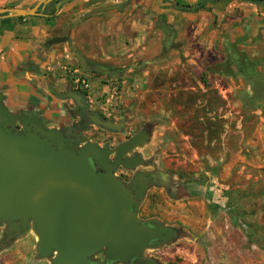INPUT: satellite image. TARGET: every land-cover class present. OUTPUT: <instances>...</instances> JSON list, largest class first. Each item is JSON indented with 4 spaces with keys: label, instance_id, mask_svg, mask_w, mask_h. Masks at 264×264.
<instances>
[{
    "label": "crops",
    "instance_id": "0c3cea01",
    "mask_svg": "<svg viewBox=\"0 0 264 264\" xmlns=\"http://www.w3.org/2000/svg\"><path fill=\"white\" fill-rule=\"evenodd\" d=\"M39 1L0 0V8L30 9ZM57 37L64 41L49 44ZM169 59L187 74L193 72L192 83L183 89L185 93L168 94L166 101L179 106L155 110L166 117L172 112L171 119H209L201 132L218 134L219 144L230 129L224 124L217 131L210 120L218 114L241 122L243 116V98L231 90L223 93L227 90L222 86L233 80L235 88H241V66L247 61L264 74V0H51L34 14L0 17V101L10 112L31 114L49 127L71 124L84 101L91 123L113 129L94 119L118 124L106 107L108 97L121 100L119 84L144 79L147 72L139 78L133 73L147 65L165 69L162 61ZM205 69L219 76L197 77ZM78 76L87 81V89L79 88ZM213 89H219L217 101L207 94ZM195 90L203 93L195 95ZM129 91L126 95L133 96ZM201 107L204 110L199 111ZM159 128L164 127L155 126V134ZM169 128L167 132H176L180 140L194 130L180 123ZM150 131L136 132L148 136L139 146L142 161L153 154ZM174 143L179 144L167 143L164 149ZM210 145L214 146L213 140ZM163 153L152 164L156 173L147 176L144 198L152 188L183 198L191 189L183 183L195 177H182L178 167L164 165L165 158L177 160L183 153Z\"/></svg>",
    "mask_w": 264,
    "mask_h": 264
},
{
    "label": "rangeland",
    "instance_id": "374dc122",
    "mask_svg": "<svg viewBox=\"0 0 264 264\" xmlns=\"http://www.w3.org/2000/svg\"><path fill=\"white\" fill-rule=\"evenodd\" d=\"M162 62L165 69L147 65L135 71L136 78L142 77L143 72L147 74L134 83L119 84L121 100L108 97L106 106L111 119L122 124L113 132L114 137L147 128L155 142L150 156L153 162L165 151L168 155L180 151L184 155L177 160L165 158L164 165L178 167L182 177H195L183 183L191 187L183 198H173L152 188L140 202L138 215L141 218L159 219L176 230L172 240L148 248L144 254L150 255L153 264H264V74L257 68L247 70L242 74L241 88H235L233 80L222 86L221 89L227 90L223 93L231 90L232 95L243 98V116L241 122L230 117L218 118V114L210 120L217 131L224 124L230 129L231 134L227 133L218 144V134L201 132L209 119H171L172 112L166 117L163 112L156 111L161 107L179 106L166 98L171 92L181 93L186 89L194 75L192 71L187 74L177 68L170 59ZM207 72L205 69L202 75L200 71L197 77L207 75L206 79L211 80L210 77L219 76L215 71ZM177 79L181 82L173 81ZM128 89L133 96L126 95ZM202 93L195 90L194 94L200 96ZM210 93L217 101L219 89L207 91ZM195 99L201 98L196 96ZM202 110L201 107L199 111ZM145 121L148 124L143 125ZM174 123L194 130L182 135L180 140L176 132H167ZM155 126L164 128H159L155 134ZM98 136L93 135L92 139ZM206 137L213 140L214 146ZM176 141L178 145L174 143L164 149L165 144ZM142 169L139 165L129 172L133 175ZM2 231L3 227H0V237ZM36 242L37 237L30 230L0 250V264H50V259L37 256ZM93 258L102 261L104 255L97 253Z\"/></svg>",
    "mask_w": 264,
    "mask_h": 264
},
{
    "label": "water",
    "instance_id": "95a60500",
    "mask_svg": "<svg viewBox=\"0 0 264 264\" xmlns=\"http://www.w3.org/2000/svg\"><path fill=\"white\" fill-rule=\"evenodd\" d=\"M50 1L40 0L30 9L0 8V17L34 14ZM60 41L64 37L49 44ZM14 116L0 101V250L32 230L37 256L50 264H91L99 252L107 261L124 264L173 239V227L156 218L141 219L136 212L148 187L145 172H135L129 183L113 172L117 163L129 170L142 165L140 157L123 156L144 144L145 133H136L114 150L92 141L74 150L57 130L35 121L33 130L12 132ZM94 119L108 128L122 126ZM112 151L117 157L113 162ZM90 159L103 171H96Z\"/></svg>",
    "mask_w": 264,
    "mask_h": 264
},
{
    "label": "flooded vegetation",
    "instance_id": "af4514ba",
    "mask_svg": "<svg viewBox=\"0 0 264 264\" xmlns=\"http://www.w3.org/2000/svg\"><path fill=\"white\" fill-rule=\"evenodd\" d=\"M82 102L84 105L79 106L77 108L76 113L78 114L77 115L75 114L77 116L75 117L76 119L73 120L71 124L65 125V126L49 127L42 119L37 118L31 114H25V113L23 114L21 112H17V113L12 112L13 115H15L14 116L15 119L10 124L11 131L22 133V132H26L28 129L33 130L34 128H33V125L31 124V121H35L38 124L37 126L42 125L45 129L57 130L61 134L63 141L74 150L82 146L87 141H92L101 147H104L105 145H107L110 150H114L118 146V144L130 138L132 135L136 133L135 131L128 132L123 137H119V136L114 137L113 132H116L117 131L116 129H106V128L104 129L102 126L91 123L90 117L88 114V106L84 101ZM99 116L101 117L100 114ZM88 135H91V136H88ZM93 135H100V137L98 136L96 139H92ZM101 136H103V138H101ZM134 156L136 157L142 156V152L140 148L137 146L131 150L130 154H125V156H123V160L131 159ZM109 158L113 162L117 158L116 152L112 151L111 154L109 155ZM152 159H153L152 157H148L142 161L143 169L141 170V172H148L147 174L145 173L146 177L151 172L156 173V168L151 166L153 164ZM90 163L92 164V166L94 167L96 171H103L102 167L99 166L95 162L94 159H90ZM147 165L149 167H146ZM129 171L131 170L125 168L120 163H117V165L114 166L113 168V172L118 177H120L125 183H129L134 175V173L132 175ZM154 184L158 185L159 181L156 180ZM138 207L139 205L136 208V212L138 210ZM153 262L154 261L150 257V255L144 254L143 256L139 255L138 257L132 260H128L124 264H153ZM90 263L91 264H120L118 260L107 261L105 257L102 261L96 260L93 257H91Z\"/></svg>",
    "mask_w": 264,
    "mask_h": 264
},
{
    "label": "trees",
    "instance_id": "16d2710c",
    "mask_svg": "<svg viewBox=\"0 0 264 264\" xmlns=\"http://www.w3.org/2000/svg\"><path fill=\"white\" fill-rule=\"evenodd\" d=\"M244 60V59H243ZM247 61V60H246ZM242 67V69H241V74H243L244 73V71H253V70H255V68H253V65H251V63H250V61H247V62H244V64L241 66ZM263 101H264V96H263ZM259 100H261V99H259ZM263 110V112H264V108L262 109Z\"/></svg>",
    "mask_w": 264,
    "mask_h": 264
},
{
    "label": "built area",
    "instance_id": "2783aa9c",
    "mask_svg": "<svg viewBox=\"0 0 264 264\" xmlns=\"http://www.w3.org/2000/svg\"><path fill=\"white\" fill-rule=\"evenodd\" d=\"M76 83L79 85V88L87 89L88 83L84 78H80L79 76L76 78Z\"/></svg>",
    "mask_w": 264,
    "mask_h": 264
}]
</instances>
